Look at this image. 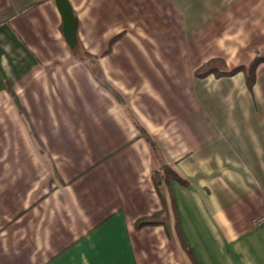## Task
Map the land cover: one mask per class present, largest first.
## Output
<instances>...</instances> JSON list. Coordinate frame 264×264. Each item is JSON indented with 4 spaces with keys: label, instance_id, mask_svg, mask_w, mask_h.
Wrapping results in <instances>:
<instances>
[{
    "label": "crops",
    "instance_id": "1",
    "mask_svg": "<svg viewBox=\"0 0 264 264\" xmlns=\"http://www.w3.org/2000/svg\"><path fill=\"white\" fill-rule=\"evenodd\" d=\"M70 2L111 88L0 0V264H264V0Z\"/></svg>",
    "mask_w": 264,
    "mask_h": 264
},
{
    "label": "trees",
    "instance_id": "2",
    "mask_svg": "<svg viewBox=\"0 0 264 264\" xmlns=\"http://www.w3.org/2000/svg\"><path fill=\"white\" fill-rule=\"evenodd\" d=\"M73 53L78 56L81 59H84L86 61L89 62L92 72L94 74V76L97 78V80H99V82L107 87V88H111L109 82L107 81V78L104 74V71L98 61L97 56L93 55L92 53H90L87 49L84 48L83 44L81 43V41L78 40L77 45L73 48ZM264 60V52L258 53L254 59L252 60L251 64L248 67V74H249V82L253 83L254 79H255V71L256 68L258 66V64ZM217 61H220L219 59H214L213 61H210L206 64H204L203 66H201L200 68L205 69V71L203 72L202 70H200V68L196 71L197 74L199 75H206L209 74L211 72H213L215 75L220 76L223 74H231L236 72L239 68L234 69L232 71H220L216 68H210L207 69V67L209 65H211L212 63H215ZM242 68V67H241ZM243 69V68H242ZM203 72V73H202ZM118 97H120L117 94ZM138 126L141 128V132L149 139L151 140V138L149 137V135H147L145 129L138 124ZM152 142V141H151ZM153 179L155 181V184L157 185V187H160L162 185L167 184L168 186L170 185V181L173 179H179L182 182H186L185 180H182L181 178H179V175L177 174V172L169 165H164L159 167L158 169L155 170V172L153 173ZM161 214V211L154 213L153 215L149 216V217H143L140 218L137 221V226L141 227L145 224L151 223L154 219H156V217H158Z\"/></svg>",
    "mask_w": 264,
    "mask_h": 264
},
{
    "label": "water",
    "instance_id": "3",
    "mask_svg": "<svg viewBox=\"0 0 264 264\" xmlns=\"http://www.w3.org/2000/svg\"><path fill=\"white\" fill-rule=\"evenodd\" d=\"M63 17V30L69 45L78 43V19L70 0H56Z\"/></svg>",
    "mask_w": 264,
    "mask_h": 264
},
{
    "label": "rangeland",
    "instance_id": "4",
    "mask_svg": "<svg viewBox=\"0 0 264 264\" xmlns=\"http://www.w3.org/2000/svg\"><path fill=\"white\" fill-rule=\"evenodd\" d=\"M199 68H200V67H199ZM199 68H198V69H199ZM198 69H197V70H198ZM200 70L205 71V69H203V68H200Z\"/></svg>",
    "mask_w": 264,
    "mask_h": 264
}]
</instances>
